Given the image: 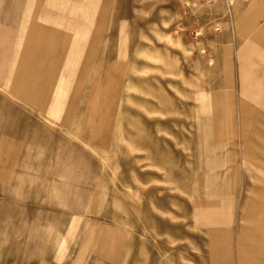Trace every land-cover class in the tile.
Returning a JSON list of instances; mask_svg holds the SVG:
<instances>
[{"label": "rangeland", "instance_id": "1", "mask_svg": "<svg viewBox=\"0 0 264 264\" xmlns=\"http://www.w3.org/2000/svg\"><path fill=\"white\" fill-rule=\"evenodd\" d=\"M54 2L0 0V264H264V1Z\"/></svg>", "mask_w": 264, "mask_h": 264}, {"label": "crops", "instance_id": "2", "mask_svg": "<svg viewBox=\"0 0 264 264\" xmlns=\"http://www.w3.org/2000/svg\"><path fill=\"white\" fill-rule=\"evenodd\" d=\"M260 1H264V0H260ZM54 4H55L54 6L60 7L59 0H55ZM30 10H31V8H30ZM30 10L27 11V16H31L32 13H31ZM35 17L36 18H35L34 24L38 21V19L41 18V17L39 18V15H35ZM28 20H29V18H27L26 23L28 22ZM32 29L34 31H31L29 33H26L24 31L25 30V26L22 27V30H23L24 33H22L21 35H19V37L17 38V42H16V45H15L17 48H15V52H14V55H15L14 62H16V63L19 62L18 56L21 53H23V54L30 53L31 50H29V49L31 47H33V46H37L36 45V42H34V43H32V42L34 40H36L38 38V35L40 36V34H39V32H37V30H36L37 27L36 26H33ZM35 53L38 54V51L36 50ZM245 235L246 234L244 232V234L242 235V237L245 238Z\"/></svg>", "mask_w": 264, "mask_h": 264}, {"label": "bare ground", "instance_id": "3", "mask_svg": "<svg viewBox=\"0 0 264 264\" xmlns=\"http://www.w3.org/2000/svg\"><path fill=\"white\" fill-rule=\"evenodd\" d=\"M244 239V238H243ZM244 241V240H243Z\"/></svg>", "mask_w": 264, "mask_h": 264}]
</instances>
